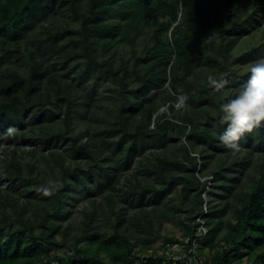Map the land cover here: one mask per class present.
Segmentation results:
<instances>
[{
  "label": "trees",
  "instance_id": "trees-1",
  "mask_svg": "<svg viewBox=\"0 0 264 264\" xmlns=\"http://www.w3.org/2000/svg\"><path fill=\"white\" fill-rule=\"evenodd\" d=\"M261 57L264 0H0V264H191L166 222L264 264V122L218 111Z\"/></svg>",
  "mask_w": 264,
  "mask_h": 264
},
{
  "label": "clouds",
  "instance_id": "clouds-1",
  "mask_svg": "<svg viewBox=\"0 0 264 264\" xmlns=\"http://www.w3.org/2000/svg\"><path fill=\"white\" fill-rule=\"evenodd\" d=\"M245 71L247 78L244 82L218 106L220 118L225 124L219 139L231 150H238V142L244 134L261 127L264 122V57L251 62ZM209 81L217 88L226 83L213 77H209ZM178 99L181 105L186 101L185 96Z\"/></svg>",
  "mask_w": 264,
  "mask_h": 264
},
{
  "label": "built area",
  "instance_id": "built-area-1",
  "mask_svg": "<svg viewBox=\"0 0 264 264\" xmlns=\"http://www.w3.org/2000/svg\"><path fill=\"white\" fill-rule=\"evenodd\" d=\"M199 220V219H198ZM200 222V221H199ZM198 231L206 232V229L201 224L198 227ZM200 239H202L200 237ZM179 242H175L172 244L164 245L161 247V252L159 254L163 255L169 260L172 261H188L191 264H199L196 260H194L193 254H195V243L192 241L191 245L188 246L189 238L188 237H181ZM158 252V251H157Z\"/></svg>",
  "mask_w": 264,
  "mask_h": 264
},
{
  "label": "rangeland",
  "instance_id": "rangeland-1",
  "mask_svg": "<svg viewBox=\"0 0 264 264\" xmlns=\"http://www.w3.org/2000/svg\"><path fill=\"white\" fill-rule=\"evenodd\" d=\"M11 149V147L7 150L9 151ZM0 155H1V149H0ZM10 155H11V152H10ZM2 157V155L0 156V158ZM3 186H7L6 185V181H3ZM161 232V239L160 240H157L155 241V243L152 244V247L151 249L149 250V252H152V251H155L159 254L162 250H161V247L163 246V239L162 237H167L168 235H174V237L180 239L181 236H182V231L174 226L173 224L169 223V222H166L163 224V227L162 229L160 230ZM70 252H65V249L64 250H61V251H54L52 250L50 252V255L53 256V257H57L58 259H60L61 261H65L66 260V256L69 254Z\"/></svg>",
  "mask_w": 264,
  "mask_h": 264
}]
</instances>
